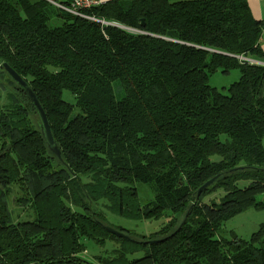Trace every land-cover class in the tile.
<instances>
[{
  "label": "trees",
  "instance_id": "1",
  "mask_svg": "<svg viewBox=\"0 0 264 264\" xmlns=\"http://www.w3.org/2000/svg\"><path fill=\"white\" fill-rule=\"evenodd\" d=\"M50 1L0 0V60L32 87L61 150L0 66V264H94L85 239L118 243L101 264H264V221L249 239L219 235L264 209V20L248 0H110L84 11L95 19ZM233 69L225 92L209 84ZM10 203L34 218L15 219ZM105 210L167 221L121 238Z\"/></svg>",
  "mask_w": 264,
  "mask_h": 264
},
{
  "label": "rangeland",
  "instance_id": "2",
  "mask_svg": "<svg viewBox=\"0 0 264 264\" xmlns=\"http://www.w3.org/2000/svg\"><path fill=\"white\" fill-rule=\"evenodd\" d=\"M53 4V5H52ZM54 6L55 4L53 1H50V6ZM126 30L130 32H139L138 29L126 28ZM245 57V56H243ZM247 59H243L245 61L250 62H258L253 57H246ZM264 63V61H261ZM240 71L239 69H233L228 73H224L222 71H216L210 74L209 77V84L212 87L217 88L220 91L225 92L226 89L235 81L240 78ZM114 91L117 98H121L124 94L123 89L121 88L119 82L115 81L113 83ZM2 92V100L0 101V105L7 102L6 92L1 90ZM64 98L70 102H74L73 95L65 90L64 91ZM34 118H38L37 114L34 115ZM140 196L143 203H147L152 199V192L150 191L149 187L145 184L138 185ZM15 196H20L19 192L16 190ZM14 196V197H15ZM11 196L9 197L10 200ZM259 199L264 200V194L258 196ZM10 209L12 211L13 217L15 219L21 220H32L34 218V212L30 209L29 206L23 207L18 203H10ZM106 216V225L112 226L114 228H124L131 230L133 232L134 238H139L142 235L149 236L152 232H155L160 229V227L167 221L166 217L160 218L158 220H145V219H131L127 217H122L118 214H115L111 211L105 210ZM264 221V209H257V208H249L246 211L237 214L236 216L232 217L231 219L227 220L221 229L219 235L225 236L227 238H232L233 233L238 235L239 237L249 239L251 234L255 232L260 224ZM87 248L82 253V256L93 262L94 264H101L96 256H103L107 257L109 255V251L112 250L114 247H118V243L112 239H109L105 245H98L94 241L90 239L84 240Z\"/></svg>",
  "mask_w": 264,
  "mask_h": 264
},
{
  "label": "water",
  "instance_id": "3",
  "mask_svg": "<svg viewBox=\"0 0 264 264\" xmlns=\"http://www.w3.org/2000/svg\"><path fill=\"white\" fill-rule=\"evenodd\" d=\"M142 26H145L144 20L142 21ZM122 27V26H121ZM241 59H247L246 57L240 56ZM0 66L7 71V73L12 77V79L24 90V92L27 94L29 99L32 101L33 105L35 106L37 113L40 118V129L41 132L47 142L48 148L56 154L59 158H61V150L59 149L56 140L54 138L52 128L47 116V113L40 102L38 96L32 89V87L29 85L26 79H24L10 64L7 62H1L0 60ZM218 176H214L207 180L199 189L198 194L202 192L203 189L208 187L210 184H212ZM104 227L111 233L121 237V238H130L128 234H126L124 231L116 229L109 225H104ZM157 241H160L159 239L156 240H147L148 243H155Z\"/></svg>",
  "mask_w": 264,
  "mask_h": 264
},
{
  "label": "built area",
  "instance_id": "4",
  "mask_svg": "<svg viewBox=\"0 0 264 264\" xmlns=\"http://www.w3.org/2000/svg\"><path fill=\"white\" fill-rule=\"evenodd\" d=\"M58 7L78 16L95 19L93 16L85 14L86 9H90L104 3L103 0H70L69 3L53 1ZM104 22V21H103Z\"/></svg>",
  "mask_w": 264,
  "mask_h": 264
},
{
  "label": "crops",
  "instance_id": "5",
  "mask_svg": "<svg viewBox=\"0 0 264 264\" xmlns=\"http://www.w3.org/2000/svg\"><path fill=\"white\" fill-rule=\"evenodd\" d=\"M59 1L65 3V2H69L70 0H59ZM103 1L107 2L110 0H103ZM248 3H249L253 16L256 19L264 20V0H248ZM261 47L264 50V32H263L262 39H261Z\"/></svg>",
  "mask_w": 264,
  "mask_h": 264
}]
</instances>
